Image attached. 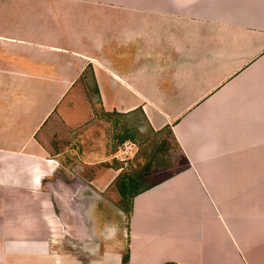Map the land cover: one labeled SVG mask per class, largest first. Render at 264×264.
Wrapping results in <instances>:
<instances>
[{
	"label": "crops",
	"instance_id": "obj_1",
	"mask_svg": "<svg viewBox=\"0 0 264 264\" xmlns=\"http://www.w3.org/2000/svg\"><path fill=\"white\" fill-rule=\"evenodd\" d=\"M91 101L167 127L185 161L124 229L101 203L115 154L50 151L85 145ZM4 242L0 264H121L124 243V264H264V0H0Z\"/></svg>",
	"mask_w": 264,
	"mask_h": 264
},
{
	"label": "rangeland",
	"instance_id": "obj_2",
	"mask_svg": "<svg viewBox=\"0 0 264 264\" xmlns=\"http://www.w3.org/2000/svg\"><path fill=\"white\" fill-rule=\"evenodd\" d=\"M88 88L90 84H83ZM92 108L87 107L79 120H75V126L81 128L80 135H85V145L77 146L73 142L69 150L64 148L68 146L66 139L60 140L61 130L52 129L55 134V141L60 140V145H53L51 152L60 151L63 149V159L71 161L69 157H76L78 154L85 155L89 161L94 159L106 158L110 153L115 154V157L110 160L112 167L118 168V173L115 179L101 193L102 204H112L117 210L112 214L117 213L118 224L124 229L128 217V211L131 199L135 193L146 189L149 185L152 186L169 175L180 171L185 165L183 155L173 140L170 131L167 127L160 130H153L147 126L139 113L131 115H114L103 113L97 108H94V103L91 101ZM90 109V110H89ZM55 121V120H54ZM63 117L56 118V122L60 125L64 123ZM53 127H56L52 124ZM84 130V132H83ZM77 130H71L70 133L76 135ZM115 136L128 137L127 142H115ZM54 138V137H53ZM99 144H101L99 146ZM88 184V183H87ZM106 216L109 212L106 211ZM12 243L4 242L0 244V257L7 256L5 253L13 248ZM126 254V244L122 257ZM88 251L86 252V256ZM85 260L88 263L87 257ZM124 264V263H122Z\"/></svg>",
	"mask_w": 264,
	"mask_h": 264
},
{
	"label": "trees",
	"instance_id": "obj_3",
	"mask_svg": "<svg viewBox=\"0 0 264 264\" xmlns=\"http://www.w3.org/2000/svg\"><path fill=\"white\" fill-rule=\"evenodd\" d=\"M123 138H124V137L121 136V137L118 138V140L121 141V139H123ZM148 187H150V185H149ZM148 187H147V188H148ZM126 259H127V254H125V255L121 258V264H122V263H125Z\"/></svg>",
	"mask_w": 264,
	"mask_h": 264
}]
</instances>
